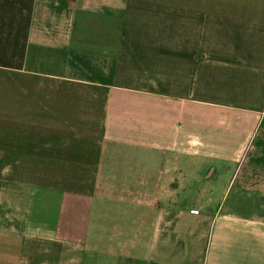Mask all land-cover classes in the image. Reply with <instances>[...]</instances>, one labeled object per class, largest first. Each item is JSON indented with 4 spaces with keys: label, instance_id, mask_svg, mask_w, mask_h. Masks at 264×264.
I'll return each mask as SVG.
<instances>
[{
    "label": "crops",
    "instance_id": "crops-1",
    "mask_svg": "<svg viewBox=\"0 0 264 264\" xmlns=\"http://www.w3.org/2000/svg\"><path fill=\"white\" fill-rule=\"evenodd\" d=\"M260 126L264 0H0V264H264V218L172 199Z\"/></svg>",
    "mask_w": 264,
    "mask_h": 264
},
{
    "label": "rangeland",
    "instance_id": "rangeland-1",
    "mask_svg": "<svg viewBox=\"0 0 264 264\" xmlns=\"http://www.w3.org/2000/svg\"><path fill=\"white\" fill-rule=\"evenodd\" d=\"M252 141L254 145L253 148H255L256 150L262 147V144L264 143V131H263L262 126L258 127L257 133L252 138ZM255 149L249 153V155L247 156L248 158L245 162H243L242 160V162L236 163V164L222 163L220 164V167L218 163H211V162H205L203 164V167L200 165L197 170L203 173L204 171L205 173L208 172V170H210V166L213 165V168L215 169L214 173L211 168L212 171H210V175L200 177V179L198 180L196 179L186 180L189 182H192V181L196 182L194 189H193V186H190L191 191L189 193L172 196L173 202L177 204H181L182 206L186 205V206H190L194 208L196 207L198 208L199 206L208 204L209 207L212 209L216 207L217 205L216 202L221 201L222 204L233 206V208L236 210L235 213L239 217L249 218V219L264 218V211L253 210V208H259L262 204H264V196H261L260 194H257L256 192L254 193L252 192L240 193L239 192L240 191L239 188L244 189L243 187H245L246 185V179L244 178L245 172L250 170V166L254 168L255 167L259 168L261 165V164L255 163V159H256ZM220 170L224 173L226 172L225 177L215 179ZM212 173H213L212 179L215 181V183H213L214 181L212 180L213 182L211 183V185L212 187L215 185V188H214V192L216 191L215 194L213 195L211 192L210 193L206 192L205 194H201V192L199 193L196 192L197 190H199L198 184L202 186V182H204L205 186H208L207 182H211L209 181V179ZM243 173L244 175H242ZM253 182H256L255 184L260 183L264 186V180H254ZM179 185H180V182H178V180H174V187H178ZM196 187H198V189ZM223 187H224L225 192L220 193ZM254 190H257V189L254 188ZM193 211L197 213V210H192V212ZM202 211H203V214H207L209 216L213 214L215 215L217 213V211H211V212H208L207 210H202ZM205 232H206L205 233L206 237L210 236V234L208 235V230L205 229Z\"/></svg>",
    "mask_w": 264,
    "mask_h": 264
}]
</instances>
